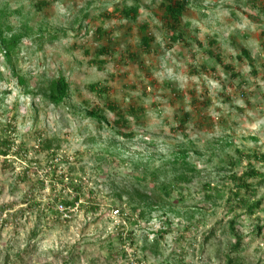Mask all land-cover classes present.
Returning a JSON list of instances; mask_svg holds the SVG:
<instances>
[{
  "label": "rangeland",
  "instance_id": "rangeland-1",
  "mask_svg": "<svg viewBox=\"0 0 264 264\" xmlns=\"http://www.w3.org/2000/svg\"><path fill=\"white\" fill-rule=\"evenodd\" d=\"M160 3L0 0L3 32L22 38L11 61L0 52V264H264V0H195L176 43ZM60 75L69 95L53 105ZM109 102L141 108L123 134L85 116L112 123ZM182 150L193 170L175 167ZM239 191L262 201L253 213ZM60 194L79 199L61 211Z\"/></svg>",
  "mask_w": 264,
  "mask_h": 264
},
{
  "label": "trees",
  "instance_id": "trees-1",
  "mask_svg": "<svg viewBox=\"0 0 264 264\" xmlns=\"http://www.w3.org/2000/svg\"><path fill=\"white\" fill-rule=\"evenodd\" d=\"M195 0H161L160 8L163 12L162 18H164V27L166 28V32L170 33L168 34L169 39L171 42L176 43L180 41H184L186 39V28L188 27L189 23H186L185 25H180V19L184 15V13L187 11L189 6L193 3ZM120 12L122 13V17H125L129 20H136L140 6L139 4L134 5H124L120 9ZM148 23H142L139 25V44L143 50L146 52L151 48L152 44L154 43V36L148 33ZM11 30V28L9 29ZM100 31V29H99ZM50 39L58 38L57 34L54 35H48ZM22 38L20 35L11 34L7 35L5 32H3L2 27L0 26V52L4 53V57L7 61H11V54L16 52L17 48L19 47L21 43ZM187 44L189 42L186 41ZM201 45V44H199ZM107 51L106 48L102 47L101 51H99L98 54H104ZM133 56V55H132ZM245 57L247 59L250 58V52L248 49L241 47V53L240 57ZM19 81L23 83V78L18 77ZM97 86L95 84L91 85V90L98 91ZM69 83L66 80V78L62 75H60L57 78H54L50 80L49 86H48V92L46 94V99L52 103L53 105H60L63 103V101L68 97L69 95ZM101 91L105 92V88L101 89ZM108 109L114 113L115 117L112 121V123L108 120L105 113L99 109L95 108L90 111L85 112V116L90 118L91 120L95 121L98 125H111L113 124L114 127L117 128L119 132L122 133L121 130L129 127L130 121L128 117H134L135 119L139 118V112H141V108H137L135 106H129L126 110H123L121 107H119L117 104L109 102L108 103ZM123 134V133H122ZM132 136L133 133L125 134L126 136L129 135ZM6 143V142H5ZM8 150L0 149V154L8 155ZM259 162H264V154H259L256 157H254ZM175 167L180 168H186L189 170H193L190 166L191 162L188 161V153L185 150H182L179 155L176 157L175 161ZM257 177L260 176L256 168L253 166L250 167L249 170H247L241 177H237V180L239 181L238 185L240 186V190L242 188H246L248 192L251 191L252 185L247 182V177ZM180 178H184L181 176ZM79 186V185H78ZM73 187V190H76L78 192L79 187ZM163 191L166 194V198L170 196V191L168 188L163 187ZM139 194V193H138ZM256 194V191L253 190V196ZM147 192L140 193L138 195V198L142 199L144 203H146L145 198H149L150 195H148ZM236 196L239 198V203L242 204V206H247L249 213H253L255 208L259 207L262 201H254L253 203H250V199L247 200L246 197L239 193H236ZM249 196V194L247 195ZM59 197L62 200V204L65 206V208L71 209L76 205V202L78 201L79 197L78 195L74 196L72 199H68L66 195L60 194ZM162 200V199H160ZM94 210H96L95 207H93ZM57 211V209H56ZM236 237V248L241 247L242 245V238L238 236V234H234ZM121 242L124 241L123 236L120 237ZM154 240V239H153ZM154 245L158 243V239L155 238L153 241ZM125 252L123 251V255ZM232 260L228 259L227 264H231Z\"/></svg>",
  "mask_w": 264,
  "mask_h": 264
},
{
  "label": "built area",
  "instance_id": "built-area-1",
  "mask_svg": "<svg viewBox=\"0 0 264 264\" xmlns=\"http://www.w3.org/2000/svg\"><path fill=\"white\" fill-rule=\"evenodd\" d=\"M60 210H61V211H64V210H67V209H66L65 206L62 204V205L60 206ZM113 216H115V217H125L126 215H125V213L122 211L121 208H116L115 210H113Z\"/></svg>",
  "mask_w": 264,
  "mask_h": 264
}]
</instances>
